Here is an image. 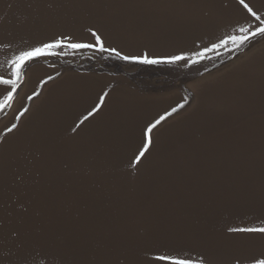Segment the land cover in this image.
Returning a JSON list of instances; mask_svg holds the SVG:
<instances>
[{
	"label": "rangeland",
	"instance_id": "obj_1",
	"mask_svg": "<svg viewBox=\"0 0 264 264\" xmlns=\"http://www.w3.org/2000/svg\"><path fill=\"white\" fill-rule=\"evenodd\" d=\"M246 2L264 19V0ZM257 26L239 0H0L5 79L21 51L92 42L89 28L122 56L186 57L56 49L25 66L7 104L0 85V264H251L264 236L227 229L264 226Z\"/></svg>",
	"mask_w": 264,
	"mask_h": 264
},
{
	"label": "snow or ice",
	"instance_id": "obj_2",
	"mask_svg": "<svg viewBox=\"0 0 264 264\" xmlns=\"http://www.w3.org/2000/svg\"><path fill=\"white\" fill-rule=\"evenodd\" d=\"M239 4L242 5L243 9L247 11L248 14H250L251 18H254L255 21L259 22L260 25H264V19H261V16L257 14V11L253 9L249 5V3L246 2V0H239ZM88 31L91 34V37L93 38L92 42H74L73 38L68 35H62L60 39L53 40L52 42H43L38 46H33L29 48L28 50L21 51L19 55L15 56L11 60V66L13 67V73L12 75L15 77V79H5L3 76H0V85L5 86V91L7 92L5 103L12 101L14 99V93L15 90L19 87V81L21 79L22 71L25 68V66L33 61L38 60L41 57L51 56V55H57L56 49H63V48H69L73 50H79V49H96L99 52H107L111 51L116 56H119L123 60H132L139 63L144 64H161V63H176L177 61L185 60L186 57L183 55H173L166 58H149L147 55L142 54L141 56H129V55H121V53L112 47H105L104 40L101 38V35L98 34V32L92 30L91 28L88 29ZM241 32L248 33V28H241ZM264 36V26H257L255 31L251 33V36ZM250 37L244 36V37H230V40L232 43H237V40H239L240 43H244L247 39ZM228 43L227 40L221 41L220 45H213V48L220 47L222 45H226ZM211 50V49H206ZM197 55H203V53H197ZM198 62V61H193ZM49 79H52V77H49ZM175 111V109H173ZM91 115V113L89 114ZM87 119V117H85ZM165 119V117H161L160 119L156 120L155 123L150 124L146 127L144 131V143L142 149L139 151L138 155L135 156V162L138 164L141 159L145 156V154L149 151L153 139H152V133L153 130L156 129L157 125L161 123V121ZM15 125H13V128ZM9 131H12V129H9ZM229 233H241V234H259L264 236V226L261 227H229L227 229ZM156 260L163 262V264H192V261L190 258H184L179 259L175 258L170 254L165 255H159L155 257ZM249 260L251 261V264H264V249H262L258 254L252 255L249 257ZM234 264H240L239 260H236Z\"/></svg>",
	"mask_w": 264,
	"mask_h": 264
},
{
	"label": "bare ground",
	"instance_id": "obj_3",
	"mask_svg": "<svg viewBox=\"0 0 264 264\" xmlns=\"http://www.w3.org/2000/svg\"><path fill=\"white\" fill-rule=\"evenodd\" d=\"M242 88H246V89H249V90H255L256 88L254 86H245V87H239V88H236L235 89V92L237 93L239 90H241ZM253 110L255 111H260V112H264V108H261V109H258V108H252ZM207 118H209L210 116L209 115H206ZM222 130H225L226 127H223V126H220Z\"/></svg>",
	"mask_w": 264,
	"mask_h": 264
}]
</instances>
